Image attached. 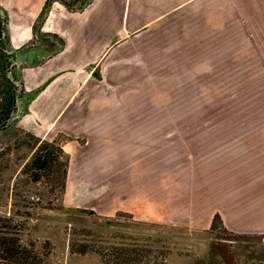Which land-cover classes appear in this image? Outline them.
<instances>
[{
	"label": "rangeland",
	"instance_id": "374dc122",
	"mask_svg": "<svg viewBox=\"0 0 264 264\" xmlns=\"http://www.w3.org/2000/svg\"><path fill=\"white\" fill-rule=\"evenodd\" d=\"M36 1L0 0L10 47L28 38L45 3ZM51 1L50 9L60 4L62 14L81 11L80 0ZM93 65L80 77L59 72V82L73 83L67 92L75 97L51 130L37 128L46 120L31 118L36 133L21 125V115L0 130V214L18 212L24 219L25 208L31 210L27 237L48 256V264H264V234L231 236L223 225L204 230L187 221L196 214L194 145L209 133L194 120L264 118V110L255 109L258 94L250 91L263 80L235 79L233 105L213 111L212 80L200 81L199 103L197 80L136 78L127 68L132 78H115L124 63L105 64L110 77L102 78L98 67L92 76ZM23 99L22 115L28 103ZM36 138H56L69 153L62 201L59 166L24 170Z\"/></svg>",
	"mask_w": 264,
	"mask_h": 264
},
{
	"label": "crops",
	"instance_id": "0c3cea01",
	"mask_svg": "<svg viewBox=\"0 0 264 264\" xmlns=\"http://www.w3.org/2000/svg\"><path fill=\"white\" fill-rule=\"evenodd\" d=\"M62 9L53 4L40 30L39 40L50 33L58 36L56 49L39 44L16 52L18 62L26 64L23 79L30 93L26 107L31 115L18 117L22 126L36 132L31 118H40L49 123L37 128L51 130L56 124L51 122L73 108L75 97L67 92L73 83L59 82V72L80 77L91 64L92 76L98 67L102 78L110 77L105 64L124 63L115 78H132L129 71L143 79L197 80L199 103L200 81L212 80L208 102L213 111L233 105L235 79L263 80L250 91L258 94L255 109L264 110V0H91L77 13L62 14ZM28 29L19 45L31 39V25ZM193 125L209 133L194 145L197 215L188 223L208 230L217 214L228 233L264 234V118H196Z\"/></svg>",
	"mask_w": 264,
	"mask_h": 264
},
{
	"label": "trees",
	"instance_id": "16d2710c",
	"mask_svg": "<svg viewBox=\"0 0 264 264\" xmlns=\"http://www.w3.org/2000/svg\"><path fill=\"white\" fill-rule=\"evenodd\" d=\"M89 0H80L81 10L88 4ZM51 4V0H46L43 9L40 11L38 20L43 22L48 14V6ZM37 34L39 29L35 28ZM4 86V84H3ZM0 87V130H6L11 125L16 123L17 119L11 124L4 126L9 114L15 109L14 101L16 99V93L11 92L10 87L3 89ZM13 105L10 106V104ZM25 135L34 137L28 132H24ZM35 141L38 143L36 148L28 162L24 165V170L29 168L44 169L48 166L57 165L60 167L61 177V191L60 201L64 194L65 181L67 176V168L69 164V153L65 152L62 145L56 138L39 139ZM39 174L33 176V180H38ZM31 210L25 208L22 215L24 219H20V213L13 212V215L6 216L0 214V264H48V256L43 253L36 243L29 237H27V221L31 215ZM222 221L219 215L215 214L210 226L211 230L222 228ZM223 230H225L223 228ZM226 231V230H225ZM227 232V231H226ZM225 232V233H226ZM231 236H244L231 234ZM261 236V235H260ZM247 237V236H244ZM250 237V236H249ZM255 237V236H254ZM264 260V258H263Z\"/></svg>",
	"mask_w": 264,
	"mask_h": 264
},
{
	"label": "flooded vegetation",
	"instance_id": "af4514ba",
	"mask_svg": "<svg viewBox=\"0 0 264 264\" xmlns=\"http://www.w3.org/2000/svg\"><path fill=\"white\" fill-rule=\"evenodd\" d=\"M52 2L53 1H51V4L48 6V9L51 8L50 6L52 5ZM44 4L42 6V9L44 7ZM63 4L65 6L71 7V3L67 4L63 1ZM39 14H40V12L38 13V16H39ZM38 16L36 17V20L33 21V23L31 24L32 37L28 41V43L27 44L25 43V44H22L19 46H15L14 44H12L10 47L9 46V36H8L7 30L5 28L6 27V18L3 16V14L0 13V87L2 86V88L5 90L7 89V87H10L11 92H13V94H14V92L16 93V89L20 86L22 88L21 97H23V98L27 97L28 99H29L30 93H28L25 90V84H24V79H23V70H24L26 64L24 62H18V57L16 55V52L18 50H21L22 48H24L26 45L43 44V46H47V48L49 50H54L57 48V46H58L57 44H59V41H57L58 36L56 34H52V33L48 34L49 36L51 35L50 37L49 36L44 37L42 40H39L40 36L44 35V34H42L41 32H38L37 34L35 33L34 27L36 29L38 28L39 31L41 30V27H42L41 21H40V23L37 24ZM55 39H56V41H55ZM60 40L63 42V40L61 38H60ZM9 47L11 48V50H8ZM3 84H4V86H3ZM41 88H42V86H39L37 88L32 89L33 91L30 90V92L31 91L36 92V91L40 90ZM12 105H13V102H12V104H10V106H12ZM14 105L16 107V99L14 101ZM26 108H27L26 104L25 105L23 104V113L26 111Z\"/></svg>",
	"mask_w": 264,
	"mask_h": 264
},
{
	"label": "water",
	"instance_id": "95a60500",
	"mask_svg": "<svg viewBox=\"0 0 264 264\" xmlns=\"http://www.w3.org/2000/svg\"><path fill=\"white\" fill-rule=\"evenodd\" d=\"M65 2V1H64ZM67 3V2H65ZM68 4V3H67ZM21 90L22 88L19 86L17 88V92H16V107L15 109L9 114L4 126L9 125L15 118L19 117L22 113V106H21V102L24 101L23 97H21Z\"/></svg>",
	"mask_w": 264,
	"mask_h": 264
}]
</instances>
